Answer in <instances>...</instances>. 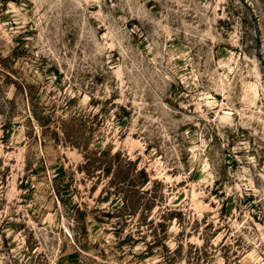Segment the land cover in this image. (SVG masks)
I'll use <instances>...</instances> for the list:
<instances>
[{
	"label": "rangeland",
	"instance_id": "rangeland-1",
	"mask_svg": "<svg viewBox=\"0 0 264 264\" xmlns=\"http://www.w3.org/2000/svg\"><path fill=\"white\" fill-rule=\"evenodd\" d=\"M0 264H264V0H0Z\"/></svg>",
	"mask_w": 264,
	"mask_h": 264
}]
</instances>
